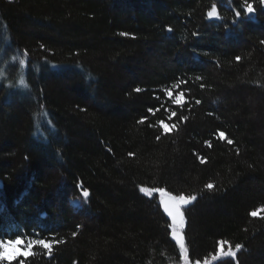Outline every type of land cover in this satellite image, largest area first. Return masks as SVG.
I'll return each mask as SVG.
<instances>
[{
    "label": "trees",
    "instance_id": "1",
    "mask_svg": "<svg viewBox=\"0 0 264 264\" xmlns=\"http://www.w3.org/2000/svg\"><path fill=\"white\" fill-rule=\"evenodd\" d=\"M249 2L251 16L243 0H0V233L64 241L12 264H179L142 186L197 196L190 261L226 240L244 248L225 264H264V213L250 216L264 207V6Z\"/></svg>",
    "mask_w": 264,
    "mask_h": 264
},
{
    "label": "snow or ice",
    "instance_id": "2",
    "mask_svg": "<svg viewBox=\"0 0 264 264\" xmlns=\"http://www.w3.org/2000/svg\"><path fill=\"white\" fill-rule=\"evenodd\" d=\"M231 2V0H229ZM259 4L261 6H264V0H259ZM243 11L246 16H251V14L255 13L256 9L253 5V3L249 2V0H243L242 4ZM207 18L209 20H215L220 19L219 9L216 3H213L211 5V8L206 13ZM235 17L237 18V21L241 17V11L236 10L235 11ZM171 31V29H168ZM120 35L126 36L127 33H121ZM195 35V33H193ZM264 43V41H262ZM43 47V45H41ZM27 55V53H25ZM241 58L239 56L236 57V60L239 61ZM21 64H24V61H20ZM55 67V66H54ZM197 80L201 79L200 77H196ZM23 84V81H21ZM183 83V82H182ZM175 87L179 88V84L175 85ZM203 87V85H201ZM135 91L137 93L141 92V88H136ZM166 95L168 98L172 101L173 104L176 106L183 108L185 103L187 101L184 100V93L179 92L175 96H173V93L171 90H165ZM159 99V97H157ZM196 104H199L200 101L196 100ZM160 109L156 108H149L148 112L155 115L156 112H158ZM177 113L175 111H171L170 116L168 117L169 120H171L173 117H176ZM148 118L142 117L139 123H144L145 120ZM180 120L186 121L188 120V116H181ZM160 126L163 130V134L167 135L170 131L175 130L177 128V124L173 123L171 125H168L163 120L159 121ZM151 126V125H149ZM218 138L221 140L227 139L225 136V133L223 131H220L218 134ZM157 140L160 139V136L156 137ZM208 144V147H212V144L210 141H206ZM228 144H232L233 141L231 139H227ZM238 152V149H237ZM129 155H132L131 153ZM200 162L203 164L205 163V160L203 157L200 158ZM77 187H80L82 189L81 196L86 201L90 193L86 188H83L82 185H77ZM208 190L214 189L213 183H208L204 186ZM140 192L144 193L146 196L153 197L154 195L158 194L159 196V206L163 208V212L166 214V216L170 219V223L167 224V228L171 229V236L172 239L175 240L176 244L179 246L180 249V255L181 258L184 260V264H189V257H188V248L185 244V237H184V227H185V211L187 210V206L190 205L193 201L197 200V196L195 194L192 195H185L183 193L180 194H173L171 191L166 190L163 187L159 188H148V187H140ZM261 213H264V207H261L259 209H255L250 212V216L257 217ZM77 235L76 232L72 233V236L75 237ZM14 237V238H12ZM64 243L63 240H56L55 236L53 235V238L51 240L47 239H32L27 238V242H25V237L21 232H19L17 229L10 228L7 231L0 233V264H4V262H7V264H12V261L17 259L19 256L28 257L30 255H34L33 248L34 246H40L42 249L47 250L48 256L52 255L53 247L54 245L62 244ZM225 245H227V249L225 250ZM244 246L240 243H236L234 248L233 246L226 240H220L218 241V246L216 252L212 256V260L214 262H219V264H225V262L228 259H231L233 261L236 260L237 254L243 250ZM9 249H16L14 254L9 253ZM19 264H25V261L21 259L19 261ZM195 264H200V261L197 260ZM204 264H208V261L205 260ZM238 264V261H237Z\"/></svg>",
    "mask_w": 264,
    "mask_h": 264
},
{
    "label": "rangeland",
    "instance_id": "3",
    "mask_svg": "<svg viewBox=\"0 0 264 264\" xmlns=\"http://www.w3.org/2000/svg\"><path fill=\"white\" fill-rule=\"evenodd\" d=\"M44 125L46 127H49L51 126V123H50V120H48V116L47 114L43 111L39 116H38V122H37V130L38 131H41V126ZM144 187V186H143ZM148 188H153V187H148ZM154 197L159 201V196L158 194L154 195ZM163 209V208H162ZM170 232H171V229H170ZM27 242V241H25ZM178 246V245H177ZM179 248V246H178ZM234 248V247H233ZM227 249V245H225V250ZM16 251V249H9V253L10 254H14ZM180 251V249H179ZM214 254V253H213ZM213 254L209 255L208 257L202 259V260H199L200 261V264H204V261L207 260L208 261V264H211L212 262H214L212 260V256ZM196 261H190L189 260V264H195ZM179 264H184V260L181 258L180 260V263Z\"/></svg>",
    "mask_w": 264,
    "mask_h": 264
},
{
    "label": "water",
    "instance_id": "4",
    "mask_svg": "<svg viewBox=\"0 0 264 264\" xmlns=\"http://www.w3.org/2000/svg\"><path fill=\"white\" fill-rule=\"evenodd\" d=\"M0 186H2L1 182H0Z\"/></svg>",
    "mask_w": 264,
    "mask_h": 264
}]
</instances>
